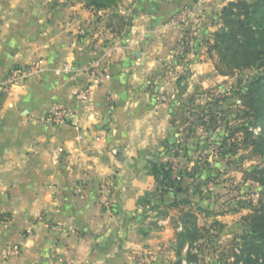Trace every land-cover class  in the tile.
I'll return each mask as SVG.
<instances>
[{
  "label": "crops",
  "instance_id": "crops-1",
  "mask_svg": "<svg viewBox=\"0 0 264 264\" xmlns=\"http://www.w3.org/2000/svg\"><path fill=\"white\" fill-rule=\"evenodd\" d=\"M139 1L132 35L121 39L106 26L107 11L82 0H0V214L11 216L0 220V248L22 250L11 264L177 259L163 213L186 190L160 194L150 166L184 140L191 85L171 88L173 67L186 69L188 84L204 80L209 63L199 42L178 63L172 40L183 33L164 23L161 5ZM29 65L38 71L14 82L13 71ZM160 68L150 91L149 74ZM58 106L68 118L51 117Z\"/></svg>",
  "mask_w": 264,
  "mask_h": 264
},
{
  "label": "rangeland",
  "instance_id": "rangeland-1",
  "mask_svg": "<svg viewBox=\"0 0 264 264\" xmlns=\"http://www.w3.org/2000/svg\"><path fill=\"white\" fill-rule=\"evenodd\" d=\"M46 1L52 6H57L74 0ZM82 1L85 7L90 8L87 6V0ZM152 1L156 5H161L159 12L165 14L164 23L174 28L177 31L176 34L183 33L182 36H175L172 40L179 45L174 52L176 61L183 64L184 59L188 58L185 54L187 49L193 42H199L204 47L203 59L209 63L204 70V80L196 78L188 84L184 83V79L180 77L184 73L182 71L186 69L173 67L174 80L172 82L170 77L167 81L169 85L173 84L171 88H184L186 85H191L188 113L180 119L181 125L178 129V132L183 133L184 140L174 150L172 149L168 160L154 155V160L151 161L157 163L159 167L165 165L167 169H173L171 179L163 180L162 175L160 178L154 175L158 191L171 190L169 186L172 182L181 185L187 192L184 193L187 196L180 202L168 204L172 208L171 212L163 213L164 216H171L175 228L174 251L177 256L176 236L177 231H182L183 228L182 212L190 210L200 227L198 234L200 240L191 246L192 251L199 257L197 260L187 261L188 246H186L183 249V262L185 260L187 264H243L236 263L233 249L241 253L236 243L240 242L239 236L246 228L244 218L260 204L261 198L264 199L263 186L247 180L246 175L247 171L257 166L264 167V159L253 157L251 149L240 144L243 133L236 132V129L247 121L242 118L245 107L242 97L236 91L238 88L247 86L251 71L238 70L233 76L220 75L216 69L218 55L214 51L212 54L208 51L209 42L213 43L214 33L223 26V9L231 1L237 0ZM141 5L142 1L139 0H118L115 6L104 9L107 12L105 17L102 16L103 20L106 26H114L121 39H129L132 35L133 20L136 19L137 14L133 10L140 9ZM122 18L126 19L127 25ZM202 28L205 31L203 34L202 31L198 35L194 34V31H200ZM202 51L190 52L195 54L194 57L201 59ZM156 72L160 73L161 68L153 69L149 74L151 79L148 82V90L150 91H155L158 86L154 79ZM170 75L172 74H167V76ZM210 109L217 115V126H212ZM221 109L222 112H220ZM255 133H261V129L256 128ZM175 151L180 152L177 159L171 158L176 157ZM172 190L176 191L175 188ZM160 194L163 193L160 192ZM173 205H180V207ZM0 216H2L0 220L3 221L11 219L9 213L0 214ZM0 252V264H11V259L20 255L22 250L17 243H10L4 249L0 248ZM144 262L149 263V260L146 259Z\"/></svg>",
  "mask_w": 264,
  "mask_h": 264
},
{
  "label": "trees",
  "instance_id": "trees-1",
  "mask_svg": "<svg viewBox=\"0 0 264 264\" xmlns=\"http://www.w3.org/2000/svg\"><path fill=\"white\" fill-rule=\"evenodd\" d=\"M87 3V6L105 9L115 6L118 0H87ZM222 19L223 26L214 33L213 43L209 42L208 51L211 54L214 51L218 55L216 69L220 75L233 76L238 70L251 71L247 86L236 91L242 97L245 107L242 118L247 119L236 132L243 133L240 144L251 149L253 157L264 159V0L231 1L223 9ZM122 20L127 25L126 19ZM210 113L212 126H217V115L212 113V109ZM256 128L261 129V133L256 134ZM150 171L156 178L162 175L163 180H166L171 179L173 169H167L165 165L159 167L157 163L151 162ZM246 175L247 180L257 182L264 188V167L257 166L247 171ZM169 187L183 190L181 185L172 182ZM259 203L244 218L246 228L239 236L240 242L236 243L241 253L233 249L236 263L264 264V199L261 198ZM182 214L183 228L182 231H177L178 259L175 264H183V249L186 246L187 261L197 260L199 257L192 251L191 246L200 240V227L192 211H183Z\"/></svg>",
  "mask_w": 264,
  "mask_h": 264
},
{
  "label": "built area",
  "instance_id": "built-area-1",
  "mask_svg": "<svg viewBox=\"0 0 264 264\" xmlns=\"http://www.w3.org/2000/svg\"><path fill=\"white\" fill-rule=\"evenodd\" d=\"M38 71V65H29L26 67H21L20 69H15L12 73V79L14 80V82L19 81V80H25L27 78H29L31 75H33L34 73H36ZM85 94L88 93V90L83 91ZM70 115V112L68 110V108L66 107H55L52 111H51V117L55 120H64L66 118H68ZM183 264H187V261L184 260Z\"/></svg>",
  "mask_w": 264,
  "mask_h": 264
},
{
  "label": "water",
  "instance_id": "water-1",
  "mask_svg": "<svg viewBox=\"0 0 264 264\" xmlns=\"http://www.w3.org/2000/svg\"><path fill=\"white\" fill-rule=\"evenodd\" d=\"M138 54H139V55H141V53H140V52H139Z\"/></svg>",
  "mask_w": 264,
  "mask_h": 264
}]
</instances>
